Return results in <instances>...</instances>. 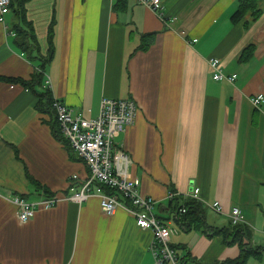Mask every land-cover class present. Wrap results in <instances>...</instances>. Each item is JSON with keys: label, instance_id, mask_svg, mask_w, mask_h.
I'll return each mask as SVG.
<instances>
[{"label": "crops", "instance_id": "obj_1", "mask_svg": "<svg viewBox=\"0 0 264 264\" xmlns=\"http://www.w3.org/2000/svg\"><path fill=\"white\" fill-rule=\"evenodd\" d=\"M161 7L159 16L136 0H28L26 19L38 43L30 55L17 46L14 15L4 14L0 264L154 262L151 230L139 228L125 209L103 213L96 194L82 204L61 198L26 222L16 217L12 196L34 201L44 189L64 195L72 174H86L85 164L51 133L48 114L36 108L37 94L4 79H29L39 65L36 55L49 48L44 81L48 76L52 96L74 113L97 116L103 97L136 102L134 122L115 138V148L131 157L129 174L139 180L140 193L154 199L153 215L172 229L169 245L180 262L239 257L241 244L229 230L230 210L238 207L249 233L243 243L253 250L241 264H264V101L250 102L264 93V0L248 25L249 15L231 19L236 0H161ZM145 33L154 37L141 50ZM249 44L253 55L239 62ZM211 58L235 78L213 79ZM182 198L201 203L203 223L185 228ZM216 201L220 212L211 208Z\"/></svg>", "mask_w": 264, "mask_h": 264}, {"label": "built area", "instance_id": "obj_2", "mask_svg": "<svg viewBox=\"0 0 264 264\" xmlns=\"http://www.w3.org/2000/svg\"><path fill=\"white\" fill-rule=\"evenodd\" d=\"M150 8L157 15L162 16L161 0H136ZM9 11V0H0V22ZM215 80L226 79L232 81L235 75L224 76L221 73L220 62L216 58L209 60ZM49 88V78L44 81ZM264 101V93L254 94L250 102L258 107ZM52 109L59 124L60 133L69 145L71 151L77 154L86 165V174L83 177L73 174L67 187L69 193L64 195L52 194L42 197L38 201L29 202L21 196H14L16 217L20 222L31 219L41 208H51L61 198L82 204L92 194L99 197V206L103 213L113 214L118 208L131 212L135 224L142 229L152 232L150 250L153 255V264H183L177 258L173 248L169 245L172 229L159 221L152 213L154 199L142 195L139 191V180L132 178L129 167L132 163L129 154L115 148V138L132 125L138 111L136 102L132 99H112L103 97L100 100L99 111L95 117H85L74 113L73 109L56 97H52ZM94 185V187H92ZM108 187L113 192H108ZM175 192L169 193L172 198ZM47 196V195H46ZM211 208L220 212L219 202H213ZM180 212H185L181 208ZM232 225L240 224L242 216L238 207H233L229 213Z\"/></svg>", "mask_w": 264, "mask_h": 264}, {"label": "trees", "instance_id": "obj_3", "mask_svg": "<svg viewBox=\"0 0 264 264\" xmlns=\"http://www.w3.org/2000/svg\"><path fill=\"white\" fill-rule=\"evenodd\" d=\"M260 0H236L235 11L231 16V19L235 22L241 21L246 15H249V20H247L246 25L249 22L255 21L261 15V9L258 7V3ZM28 0H9V10L14 15L15 21L12 25V31L15 33V41L17 46L21 49L23 54L27 53L30 55L34 49H38V43L36 40V36L34 34V30L30 22L26 19V4ZM123 6L124 3H123ZM114 7V5H113ZM48 40L50 43L51 35H52V24H50L48 28ZM154 37V33H145L141 37V43L139 49L145 50L147 46L152 42ZM254 46L249 44L247 45L241 52L238 60L239 62H245L251 58L254 52ZM39 53V50L35 51ZM52 56V50L49 48L47 55H36L39 59V65L37 69L33 71L30 78L27 80L24 79H12V78H4L8 82H16L21 84L22 86L32 89L38 97L36 108L39 112L48 114V123L51 128V133L53 136L61 141L63 138L60 133V128L54 111L52 109V93L48 87L43 86L44 82V70L45 65L49 62ZM37 86H39V90H37ZM65 142V141H63ZM82 161L81 158H78ZM84 163V161H82ZM85 164V163H84ZM86 167V165H85ZM108 192H113L108 187L105 188ZM43 194L46 196H51L53 193L44 189ZM178 197H172L170 200H177ZM181 203L179 204V212L181 208H185V212H180L182 215L181 219L185 221V228L188 227H197V223H203V210L201 203L197 202L194 199H186L182 198ZM229 230H231V235L233 240H237L241 244V251L239 257L234 260H227L221 264H241L244 259L252 253L253 250L246 248V243L244 244V240L249 238V233L241 226V224L232 225Z\"/></svg>", "mask_w": 264, "mask_h": 264}, {"label": "rangeland", "instance_id": "obj_4", "mask_svg": "<svg viewBox=\"0 0 264 264\" xmlns=\"http://www.w3.org/2000/svg\"><path fill=\"white\" fill-rule=\"evenodd\" d=\"M63 141H65V142H63ZM63 141H62L63 144H65V145L67 146V148H68L69 150H71V149L69 148V145H68V143L66 142V140L63 139ZM75 156L77 157V154H75ZM72 175H73V174H72ZM72 175H71V176H72ZM54 194H55V193H54ZM15 196H16V195H15ZM13 197H14V196H12V198H13ZM42 197H49V196H45V195H43V196H41L40 198H38V199H36V200H34V201H38V200L41 199ZM12 198H11V199H12ZM34 201H29V202H34ZM57 203H58V202H56V204H57ZM13 204H14V203H13ZM56 204H55V205H56ZM55 205H54V206H55ZM51 208H52V207H51Z\"/></svg>", "mask_w": 264, "mask_h": 264}]
</instances>
